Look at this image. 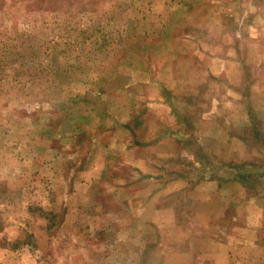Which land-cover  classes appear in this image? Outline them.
Returning <instances> with one entry per match:
<instances>
[{"label":"rangeland","instance_id":"rangeland-1","mask_svg":"<svg viewBox=\"0 0 264 264\" xmlns=\"http://www.w3.org/2000/svg\"><path fill=\"white\" fill-rule=\"evenodd\" d=\"M0 264H264V0H0Z\"/></svg>","mask_w":264,"mask_h":264}]
</instances>
